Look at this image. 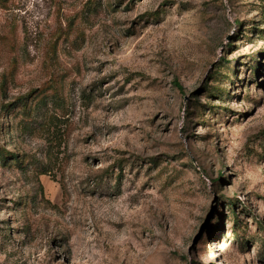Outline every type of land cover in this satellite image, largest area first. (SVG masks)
<instances>
[{"label": "rangeland", "instance_id": "374dc122", "mask_svg": "<svg viewBox=\"0 0 264 264\" xmlns=\"http://www.w3.org/2000/svg\"><path fill=\"white\" fill-rule=\"evenodd\" d=\"M0 3V264H264V0Z\"/></svg>", "mask_w": 264, "mask_h": 264}, {"label": "trees", "instance_id": "16d2710c", "mask_svg": "<svg viewBox=\"0 0 264 264\" xmlns=\"http://www.w3.org/2000/svg\"><path fill=\"white\" fill-rule=\"evenodd\" d=\"M0 2H1V0H0ZM0 4H2V3H0ZM221 67H226V65L224 64V65H222ZM218 71H220V70H218ZM3 158V157H2ZM217 182V181H216ZM215 182V183H216ZM231 205V204H230ZM232 206H234L233 204H232ZM233 214L235 215L236 213H235V210L233 209ZM236 225V224H235ZM237 226V225H236Z\"/></svg>", "mask_w": 264, "mask_h": 264}]
</instances>
